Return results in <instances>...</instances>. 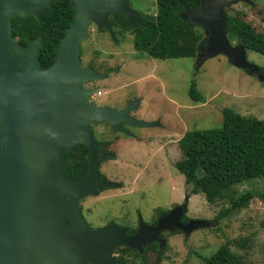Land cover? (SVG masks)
Here are the masks:
<instances>
[{"label":"water","instance_id":"water-1","mask_svg":"<svg viewBox=\"0 0 264 264\" xmlns=\"http://www.w3.org/2000/svg\"><path fill=\"white\" fill-rule=\"evenodd\" d=\"M25 1L9 0L0 13V39L7 43L0 50V264H118L119 246L144 250L148 242L159 240L166 226L185 229L189 225L182 218L190 194L155 225L140 217L134 235L115 223L90 229L82 213L85 196L103 187L121 186L97 174L101 161L93 124L108 122L130 135L133 132L125 124H160L132 114L139 108V98L122 108L95 103L92 95L97 87L88 83L107 78L119 66L102 72L82 58V42L91 26L116 38L110 16L123 13L137 24L143 22L141 13L130 0H73V21L60 41L56 59L43 68L36 57L41 36L23 48L12 36L11 19L14 12H29L41 20L44 6L52 0H29L28 10ZM240 1L251 0H201L196 10L185 15L205 31L206 43L196 55L197 68L219 54L250 73L259 67L248 59L246 46L234 44L228 36L226 8ZM11 49L27 66H19ZM81 142L91 149L89 173L68 178L64 173L70 161L67 152Z\"/></svg>","mask_w":264,"mask_h":264},{"label":"rangeland","instance_id":"rangeland-1","mask_svg":"<svg viewBox=\"0 0 264 264\" xmlns=\"http://www.w3.org/2000/svg\"><path fill=\"white\" fill-rule=\"evenodd\" d=\"M130 1L132 7L145 14L158 10L157 0ZM255 4L259 6L257 10ZM229 7L247 11L264 29V0L240 1ZM89 32L82 42L86 47L84 63L92 64L95 60L102 72L119 66L107 78L88 83L97 87L93 101L122 108L129 100L139 98V108L133 115L143 120H158L160 124L126 125L133 135L93 124L94 135L97 136V131L99 136L104 132L118 140L117 158L100 162L99 167L107 179L122 182L123 186L107 187L99 194L84 197L82 213L87 223L95 228L112 222L135 227L140 217L152 222L159 209L171 210L185 203V196L190 194L185 214L200 225L177 229L167 237L165 262L204 264V259L228 239L249 235L252 246L240 251L245 254L247 264H264V200L256 196L249 206L218 220L220 209L229 204L210 203L204 194L190 193L184 174L175 165L183 158L179 140L184 133L192 128L220 126L224 107L264 119V54L247 51L248 59L259 66L258 73L236 67L224 54L208 58L197 68V57L161 59L137 51L130 33L116 39L95 25ZM96 50L101 53L96 54ZM194 78L205 96L203 101H194L189 95ZM236 188L240 192L262 190L264 181L253 179ZM155 259L151 253L149 264H155Z\"/></svg>","mask_w":264,"mask_h":264},{"label":"trees","instance_id":"trees-1","mask_svg":"<svg viewBox=\"0 0 264 264\" xmlns=\"http://www.w3.org/2000/svg\"><path fill=\"white\" fill-rule=\"evenodd\" d=\"M157 2L158 10L154 14H145L138 10L142 23L132 24L123 13L112 14L110 20L116 39L130 33L134 37L136 50L155 58L196 57L199 49L206 43L205 31L185 15L196 10L201 0ZM254 7L257 10L259 6L255 4ZM226 13L230 40L242 42L247 50L264 54V29L245 10L227 7ZM74 14L73 0H54L44 8L42 20L35 15L15 16L12 21L13 35L19 37L24 45L30 44L41 35L42 46L37 58L41 66L48 67L56 59L57 48L71 25ZM85 53L86 47L82 44V58ZM95 53L99 54L101 51L96 50ZM92 66L96 69L101 67L95 60ZM189 95L194 101L205 99L195 78L191 81ZM222 114L223 122L220 126L192 128L184 133L179 140L183 158L175 162L177 169L185 176L190 193H202L210 203L229 204L220 209L216 216L218 220L249 206L256 196L264 200V188L243 192L236 188V185L253 179L264 181V119L244 115L232 107H224ZM99 124L117 132L108 122ZM101 133L99 136L97 131V136L95 135L100 161L117 158L118 140L109 137L107 133ZM67 155L70 161L66 164L64 173L68 178L79 179L89 173L91 149L87 143L76 144ZM97 174L105 176L100 167L97 168ZM105 188L107 187L99 189L96 194ZM164 211L166 210L159 209L157 213ZM184 219H188L186 214ZM88 225L93 228L90 223ZM262 225L264 226V221ZM127 228L129 232L135 231L134 226ZM251 240L249 235L228 239L204 259V264H247L245 254L240 250L249 249L252 246ZM152 252L156 254L155 264H168L164 261V249L155 242L144 245L143 251L127 245L119 246L116 250V261L118 264H149Z\"/></svg>","mask_w":264,"mask_h":264},{"label":"flooded vegetation","instance_id":"flooded-vegetation-1","mask_svg":"<svg viewBox=\"0 0 264 264\" xmlns=\"http://www.w3.org/2000/svg\"><path fill=\"white\" fill-rule=\"evenodd\" d=\"M7 1H9V0H0V13L3 11V9L5 8V5H6V3H7ZM54 0H52L51 2H50V4L53 2ZM30 2L31 1H25V2H23V6L26 8V10H28L29 9V7H30ZM17 4H19V2L17 3ZM50 4H46L45 6H44V8L47 6V5H50ZM44 8H43V10H42V13H43V11H44ZM42 13H41V17H42ZM29 15H35V14H33V13H29V12H26L24 15L23 14H20L19 12H14V15H13V18L11 19V30H12V36L15 38V40L17 41V43H19L23 48H26V47H28V46H30L38 37H36L35 39H33L32 41H31V43L30 44H27V45H24L23 43H22V41H20V39H19V37H17V36H14L13 35V28H12V21H13V19H14V17L15 16H22V17H26V16H29ZM36 16V15H35ZM37 17V16H36ZM38 18V17H37ZM39 19V18H38ZM42 20V19H41ZM0 24H1V20H0ZM41 36V35H40ZM42 38V37H41ZM7 43H6V41H5V39H0V50H2V47L3 46H5ZM41 46H42V44H41ZM40 46V47H41ZM40 47H39V49H40ZM39 49H38V53H37V55H36V57L38 56V54H39ZM11 52H12V54H13V56H14V59H16V60H18L19 61V66H27V64L25 63V61H24V59L22 58V56L20 55V54H18L17 52H16V50L15 49H11ZM38 59V58H37ZM38 63L40 64V62H39V60H38ZM40 66H41V64H40ZM50 66V65H49ZM41 67H43V66H41ZM43 68H46V67H43ZM258 70H259V68L257 69V70H254V72H256L257 71V73H258ZM132 114H133V112H132ZM125 125H129V124H125ZM130 126V125H129ZM102 178H105V179H107V177L106 176H104V175H100ZM121 186H118V187H122L123 186V183L121 182V184H120ZM181 204V203H180ZM180 204H177V205H175V207L176 206H178V205H180ZM169 210H166V211H164V212H161V213H157V215H156V217H154V219H153V221L152 222H147L148 224H152V225H155L156 223H157V221H158V218L161 216V215H163V214H165L166 212H168ZM185 218V216L182 218V222H183V224H189L188 226H187V229L188 228H190V227H192V226H194V225H200V223L198 222V221H195V220H193L192 218H188V219H184ZM140 220V219H139ZM112 223H114V222H112ZM138 227H139V222H138V224L135 226V231L134 232H129V230H128V234H130V235H134L136 232H137V230H138ZM95 227H93V228H90V229H94ZM183 230L182 228H176V229H174L173 227H165L163 230H162V233L160 234V238H159V240H153V241H150V242H155V243H157L161 248H165L166 247V244H167V237L171 234V233H173L174 231H176V230ZM150 242H148V243H150ZM147 243V244H148ZM141 251H143V250H141ZM152 254H154L155 256H156V254L155 253H153L152 252ZM150 256H151V253H150Z\"/></svg>","mask_w":264,"mask_h":264},{"label":"clouds","instance_id":"clouds-1","mask_svg":"<svg viewBox=\"0 0 264 264\" xmlns=\"http://www.w3.org/2000/svg\"><path fill=\"white\" fill-rule=\"evenodd\" d=\"M187 212V211H186ZM185 216V215H184ZM147 223V222H146Z\"/></svg>","mask_w":264,"mask_h":264}]
</instances>
